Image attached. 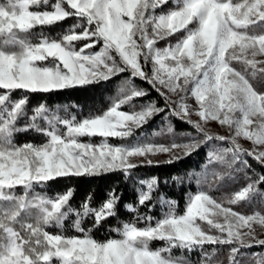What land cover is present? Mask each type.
<instances>
[{
  "label": "snow or ice",
  "instance_id": "snow-or-ice-1",
  "mask_svg": "<svg viewBox=\"0 0 264 264\" xmlns=\"http://www.w3.org/2000/svg\"><path fill=\"white\" fill-rule=\"evenodd\" d=\"M67 19L75 23L58 38L44 34V27ZM160 41L168 43L159 47ZM124 73L109 107L79 118L60 116L46 103L29 110L28 95L13 98L18 91L47 94ZM137 78L163 98V107L134 103L149 95L133 84ZM257 78L264 80V0H0V264H224L218 257L225 247L227 264H242L245 255L264 264V253L242 251L264 247L257 234V226L264 232V172L252 171L246 158L264 168V92L251 82ZM161 113L167 133H173L171 116L202 138L163 144L136 135ZM21 120H27L23 127ZM213 121L230 134L211 135L207 125ZM21 131L45 139L17 143ZM239 138L253 147L244 149ZM213 140L231 146H213L202 171L189 174L198 190L183 213L160 194L163 213L140 215L141 207L152 211L161 181L137 179L136 201L124 205L135 218L112 228L118 238L98 241L91 235L118 217L123 194L116 189L95 207L92 194L73 207L72 189L54 196L36 191L58 177L119 171L131 178L136 168L153 165L151 157L168 153L166 162L172 163L181 158L176 149L187 156ZM238 173L245 186L225 197L210 194ZM241 202L261 210H234ZM70 216L80 235L47 230L63 229ZM154 241L162 246L151 247ZM176 249L181 255L173 254ZM193 252L199 253L196 262L183 254Z\"/></svg>",
  "mask_w": 264,
  "mask_h": 264
},
{
  "label": "trees",
  "instance_id": "trees-1",
  "mask_svg": "<svg viewBox=\"0 0 264 264\" xmlns=\"http://www.w3.org/2000/svg\"><path fill=\"white\" fill-rule=\"evenodd\" d=\"M75 23L74 19H67L63 22H59L52 26H46L43 28L45 35L58 38L64 33V31ZM35 32H40L41 29L37 28ZM127 73L118 75L108 82H102L100 84H93L84 87H76L67 90L53 91L51 93H24L18 91L13 94V98H18L19 96L28 95L30 100L28 104L29 110L33 106L39 105L41 103H46L51 110L56 111L58 115H71L75 114L78 118L81 115H88L89 113L102 112L107 109L112 103V100L118 96L119 90L123 85V81L127 77ZM133 84L138 88L145 89L149 95L137 99L134 101L137 105L147 103L150 101H155L157 106L163 107L164 100L160 97L156 91L144 81L140 79H135ZM67 108V113L64 109ZM123 108L129 110L128 106L125 105ZM165 113L156 115L147 125L140 129L136 135L139 136L143 133L147 137H152L154 142H162L163 140L174 139L178 135L193 134L195 131L190 125L182 122L175 117H169L170 123L173 125V133H167L153 136V133H160L162 129H166L167 123L164 119ZM27 123L26 121H21L20 126ZM167 133V134H166ZM167 138V139H165ZM17 143H23L28 141L38 140V136L33 135L32 131H21L16 136ZM211 143H207L202 146L198 151L192 152L190 155L181 156L179 160L172 163L159 162L153 163L152 166H144L136 168L132 174L131 178H126L123 173L117 171L109 174H101L99 176H80V177H58L52 181L47 182L43 189L37 188L36 191L42 195L54 196L57 193L63 194L66 190L72 189L74 192L73 198L71 199V204L73 207H78L82 201L89 194H92V206H98L105 198L106 194L112 190L116 189L117 193H122V198L120 200V205L118 209V217L108 219L103 225L95 228L91 235L98 241L106 240L110 237L118 238L116 234L112 231L124 222H131L135 218V214L125 211L124 205L127 203H134L136 201L135 188L137 187V179H149L152 177H158L161 181L159 185V191L156 194L157 199L154 201V206L151 212L148 211L147 207L139 208L140 215H151L153 217H159L165 209L161 208L158 203V196L160 194L164 195L166 198L175 200L177 202L176 211L178 213H183L185 210L187 199L190 195L196 193L198 190V185L195 179L189 180L190 173L201 172L209 152ZM222 147V144H221ZM249 164H251L252 171L255 173L264 172V168L251 157H246ZM249 174H252L250 172ZM173 177H180L183 183H177L173 181ZM167 181V183H164ZM245 180L243 173L236 174L235 180L225 179L222 182V186L218 189L211 190L212 193H220L222 188H224L229 183H243ZM240 183V184H241ZM264 187V186H261ZM18 193H22L20 189H17ZM86 224V223H85ZM92 222L86 227H90ZM138 226L143 227V224ZM162 246V242L154 241L151 247L156 248ZM211 250L212 246H207ZM258 247H251L247 249V254L255 252ZM243 252H246L242 250ZM227 252V247L219 254ZM174 255H181V251L176 249L173 251ZM188 256L193 262L198 261L199 253L193 252L191 254L183 253ZM249 257V255H245ZM244 257V258H245Z\"/></svg>",
  "mask_w": 264,
  "mask_h": 264
},
{
  "label": "rangeland",
  "instance_id": "rangeland-1",
  "mask_svg": "<svg viewBox=\"0 0 264 264\" xmlns=\"http://www.w3.org/2000/svg\"><path fill=\"white\" fill-rule=\"evenodd\" d=\"M171 6L172 5L170 3L168 5V7H171ZM165 10H167V9H165ZM172 42L174 43L175 41L172 40ZM166 43H168V42L167 41H160L158 46L159 47H164L166 45ZM236 66L238 67L239 65H236ZM251 82L253 83V86H254V88H256L257 91L264 92V80L257 78L256 80H253ZM173 99H175V97H173ZM122 110L128 111L125 108H122ZM192 119L193 120H196L197 117L195 115H193L192 116ZM21 121H23V120H21ZM24 121H26V120H24ZM166 128H167V126H166ZM192 129L195 131L193 134L178 135V136H176L172 140L169 139V138L168 139L165 138L167 140H163L162 142H156V143L169 144L173 140H175L177 143H182V142H186L187 141L189 135H191V136H197L198 138H202V137L199 136V134L196 132V130L193 127H192ZM207 129H208L209 133L211 135H213V136H228L230 134L229 129L227 128V126H220L217 122H214V121L208 123ZM165 132H167L166 129H165V131L162 134H164ZM32 133H33V135L38 136V140H35V141H32V142L41 143L45 139L44 137L38 135L34 131H32ZM82 139L87 140V137H84ZM93 139H94V141H98L99 140V138H93ZM111 142L114 143V144H117V143H121L122 141H120V140H111ZM123 142H128V141H123ZM208 143H211L210 144V147L211 148H209V151L212 149L213 146H215V147H221V144H222V147H230L231 146L227 142H221V141H218V140H213V141H210ZM239 143L241 144V146L244 149H249L250 150L253 147V145L251 144V142H249V141H247V140H245L243 138H239ZM175 154L178 155V156H180V157L181 156H184L183 152L180 149H176L175 150ZM151 158L153 160V163H159V162L168 161L171 158V156L168 153H160V154H158V155H156L154 157H151ZM240 183L241 182H238V183H229L224 188H222V190H221L220 193L216 194V193H212V191H211L210 194L212 196L216 197V198L229 196L232 192L237 191L241 187L245 186V184L247 183V181H244L241 184ZM18 189H20V188H18ZM20 191H22V189H20ZM232 207H233L234 210L239 211V212H242V213H245V214H251L254 210H261L259 208V205L251 206V205H248V204H246L244 202H241L238 205H233ZM74 219L75 218L74 217H71V216L69 218H67L66 221H65V224H64V228L63 229H58L56 227H49L47 230L50 233H58V232L63 231V233L65 235H68V236L80 235L78 232L74 231V229H73ZM91 222L92 221L89 218L88 220L85 221L86 224H84V226L86 227L87 224L89 225ZM257 234H258L259 238L264 239V232H262L258 226H257ZM254 247H258L259 249H256L255 252H253V253H264V247H259V246H254ZM247 249H249V248H245V249H242V250L246 251ZM245 253H247V251ZM218 258L224 260V264H227V252L224 253V254H222ZM242 264H255V261L249 255V257L243 258Z\"/></svg>",
  "mask_w": 264,
  "mask_h": 264
}]
</instances>
